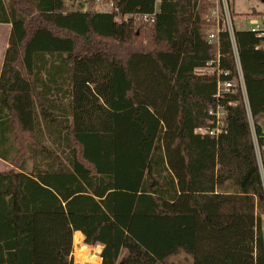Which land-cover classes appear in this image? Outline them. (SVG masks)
Returning <instances> with one entry per match:
<instances>
[{
  "label": "trees",
  "instance_id": "obj_1",
  "mask_svg": "<svg viewBox=\"0 0 264 264\" xmlns=\"http://www.w3.org/2000/svg\"><path fill=\"white\" fill-rule=\"evenodd\" d=\"M112 1L146 15L156 0ZM70 5L0 0V264H74L80 233L102 264H264L260 40L235 33L248 106L228 96L223 133L203 136L218 82L196 73L217 58L207 3L162 0L153 23ZM219 51L231 79L227 32Z\"/></svg>",
  "mask_w": 264,
  "mask_h": 264
},
{
  "label": "built area",
  "instance_id": "obj_2",
  "mask_svg": "<svg viewBox=\"0 0 264 264\" xmlns=\"http://www.w3.org/2000/svg\"><path fill=\"white\" fill-rule=\"evenodd\" d=\"M161 2L162 0L155 1V10L153 14H123L113 2L107 5L108 9H106L102 13L115 15L116 22L118 23H125L131 20L153 23L156 19L157 14L160 12ZM258 2L260 4V7L258 4V9H256V11L259 15H253V13L250 14V18L247 20V27L243 28L240 26L237 27L234 23V0H198L199 5H201L202 3H207L209 5L208 11L205 16V41L208 46L215 49L217 58L215 61L209 62L205 67L198 69L196 73L197 75L216 73L218 76V82L217 92L214 95L216 106L209 112L214 127L199 128L196 130V134L219 137V135L223 133L226 127L228 110L227 106L223 105L222 102L228 96L237 93L239 90L242 91V94L244 95L246 104L248 106L245 80L239 61L235 33L238 31H247L255 34L256 37L260 40L258 49L264 51V0H258ZM226 32L230 35L237 64V73L231 79L228 78L231 75L230 72H225L220 69V36L222 33ZM222 77H224L225 79H223ZM228 105L232 106V103H229ZM250 119L252 120L251 116Z\"/></svg>",
  "mask_w": 264,
  "mask_h": 264
},
{
  "label": "rangeland",
  "instance_id": "obj_3",
  "mask_svg": "<svg viewBox=\"0 0 264 264\" xmlns=\"http://www.w3.org/2000/svg\"><path fill=\"white\" fill-rule=\"evenodd\" d=\"M65 1L70 3V4H72V2H73V5H70V6H73L74 9H77V8H79L80 5H83L84 6L83 8L85 11L92 10L94 12L105 11L106 9H108L107 5H109L110 3L113 2L112 0H65ZM258 4H259L258 0H234L235 15L233 16V18H234L235 25L237 27L240 26V27L246 28L247 27V20L250 18V14H252L254 10L256 11V9H258V7H257ZM259 7H260V4H259ZM135 22H138V20H135ZM9 28L10 27L6 24H0V40L2 41V44H0V55H1V53H3V52H1V49H3V51H4L6 46H7L6 43L8 42V39H9V34H8ZM250 122H251V126L254 130L253 121L251 120ZM254 140H255V144H256V148H257L258 159H259L260 164H262L261 163L260 149H259L255 134H254ZM263 150H264V148H263ZM83 242H84V240H83ZM89 247L98 248V247H100V245L89 246ZM74 252H75V245L73 242V254H72V256H73L74 264H90V263L79 262L75 258ZM101 252H102V250H101ZM101 252H100V258H101ZM95 253L96 252L93 251L94 256H95ZM169 262H170V264H193V259L190 256H188L184 253H181L180 255H177V256L170 258Z\"/></svg>",
  "mask_w": 264,
  "mask_h": 264
},
{
  "label": "crops",
  "instance_id": "obj_4",
  "mask_svg": "<svg viewBox=\"0 0 264 264\" xmlns=\"http://www.w3.org/2000/svg\"><path fill=\"white\" fill-rule=\"evenodd\" d=\"M10 28L8 29V34H9V38H10V34H11V25H8ZM8 43H9V39H8V42L6 43L7 46L5 48V50L3 51V49H1V55H0V76H1V72H2V69H3V64H4V58H5V54H6V51H7V48H8ZM0 44H2V41L0 40ZM12 169V166L0 159V172H6V171H9ZM77 233H80V232H77ZM82 235V233H80ZM80 234L74 235L75 237V240H74V245H75V248L77 246V242H81L83 248L80 250V254H76V259L79 261V262H82V263H90V264H102V258H99V257H96L94 256L93 254V251L96 252L98 249L97 248H92V247H89L87 246L86 244H84L83 240H84V237H82Z\"/></svg>",
  "mask_w": 264,
  "mask_h": 264
},
{
  "label": "water",
  "instance_id": "obj_5",
  "mask_svg": "<svg viewBox=\"0 0 264 264\" xmlns=\"http://www.w3.org/2000/svg\"><path fill=\"white\" fill-rule=\"evenodd\" d=\"M101 250L103 251L104 247L103 246H100Z\"/></svg>",
  "mask_w": 264,
  "mask_h": 264
}]
</instances>
